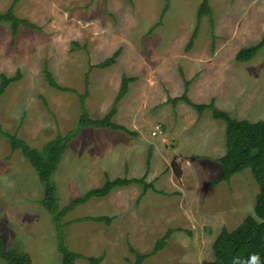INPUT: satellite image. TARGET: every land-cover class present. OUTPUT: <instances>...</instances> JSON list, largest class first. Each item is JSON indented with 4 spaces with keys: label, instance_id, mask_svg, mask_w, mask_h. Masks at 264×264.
Wrapping results in <instances>:
<instances>
[{
    "label": "rangeland",
    "instance_id": "rangeland-1",
    "mask_svg": "<svg viewBox=\"0 0 264 264\" xmlns=\"http://www.w3.org/2000/svg\"><path fill=\"white\" fill-rule=\"evenodd\" d=\"M14 0H0L6 12ZM203 0H18L14 35L0 23V75L15 76L0 97V234L6 250L31 264H61L60 247L82 254L75 264H133L150 254L168 229L166 245L142 264H201L214 259L223 227L235 229L254 207L259 188L249 168L230 181L222 172L226 124L170 97L210 103L238 119L264 120V47L249 61L238 51L264 35V0H210L212 18L198 24ZM119 51L108 67L98 64ZM48 71L63 91L47 80ZM134 77L117 100L112 127L79 126L80 97L92 119L110 111L123 76ZM74 131L52 180L60 210L106 179L146 174L153 182L116 187L75 205L62 234L43 204L44 188L21 150L3 133L42 149ZM149 158V159H148ZM149 163V164H148ZM149 166V167H148ZM110 216V222L91 217ZM63 242V243H62ZM101 257L98 263L88 258ZM0 264H6L0 257Z\"/></svg>",
    "mask_w": 264,
    "mask_h": 264
},
{
    "label": "trees",
    "instance_id": "trees-1",
    "mask_svg": "<svg viewBox=\"0 0 264 264\" xmlns=\"http://www.w3.org/2000/svg\"><path fill=\"white\" fill-rule=\"evenodd\" d=\"M14 3L8 11L0 12V23L10 22L13 34L17 33V29L21 24H29L27 21L18 18L14 12ZM208 15L212 18V9L210 0H203L197 10L198 24L192 34L191 42L197 36L200 20ZM264 47V35L256 44L249 45L240 49L236 55L239 61H249L254 58L257 53ZM119 51H116L107 60L98 64L99 67H108L116 62ZM46 77L50 85L59 88L63 91H73V89L63 88L58 85L51 74L46 71ZM21 73L18 72L15 76L0 75V97L4 94L7 87L14 81L19 80ZM134 77L123 76L120 91L117 95L114 105L110 111L102 119H92L89 117L84 97H80L82 114L79 120V126H96V127H112L120 129L128 134H136L135 131L129 130L121 124L113 122V117L116 113L117 100L124 97L129 90V84L134 81ZM189 81L186 82L184 92L176 97H170L169 101L173 106L178 102L183 101L188 105L193 106L201 115L205 110H210L213 117L222 120L226 124L225 130V153L219 158L222 166L221 174L216 178V182L230 181L231 177L244 169L249 168L256 180L259 191L256 196L254 207L255 215H248L235 229L229 230L223 227L213 243L214 259L204 260L201 264H247V258L251 253H258L260 264H264V120L249 121L247 119H238L229 113L218 109L214 105L212 99L210 103H193L188 96ZM74 131L69 132L67 135H58L53 140L45 143L42 149H37L27 144L23 139L18 138L15 134L4 132L11 143L13 151L21 150L27 160L36 170L39 180L44 188L43 204L47 210L53 215L54 223L59 234H62V226L60 218L70 209L77 204L87 202L92 197H105L116 187L128 186L133 183L143 185L142 196L149 188L155 190L153 182L146 181V174L140 178L137 177H116L114 179H106L105 183L96 188H92L86 192L85 195L80 196L72 201L69 206L60 210L57 196V186L55 185L52 177L58 169L61 158L68 147V143L72 139ZM149 159V158H148ZM149 164V163H148ZM149 167V166H148ZM97 221H111L110 216H95L91 217ZM173 228L156 241L154 249L150 254L139 253L131 248L132 253L135 255V262L133 264H142V262L150 255L160 251L167 243ZM63 243V242H62ZM62 254L61 264H75V262L83 258L80 253L71 251L66 246L60 247ZM0 257L6 264H31V258L28 254L17 251L15 249L6 250L4 241L0 234ZM101 257H90L92 263H98Z\"/></svg>",
    "mask_w": 264,
    "mask_h": 264
},
{
    "label": "clouds",
    "instance_id": "clouds-1",
    "mask_svg": "<svg viewBox=\"0 0 264 264\" xmlns=\"http://www.w3.org/2000/svg\"><path fill=\"white\" fill-rule=\"evenodd\" d=\"M247 264H260L259 254L251 253L247 258Z\"/></svg>",
    "mask_w": 264,
    "mask_h": 264
}]
</instances>
